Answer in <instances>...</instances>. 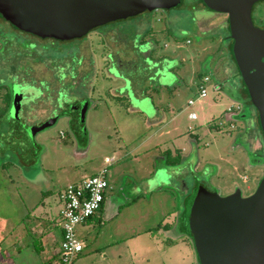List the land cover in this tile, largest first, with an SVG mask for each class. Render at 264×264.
I'll use <instances>...</instances> for the list:
<instances>
[{
	"label": "rangeland",
	"instance_id": "obj_1",
	"mask_svg": "<svg viewBox=\"0 0 264 264\" xmlns=\"http://www.w3.org/2000/svg\"><path fill=\"white\" fill-rule=\"evenodd\" d=\"M224 16L207 10L199 0H182L177 8L169 11L146 12L97 28L100 34L124 27L120 30L125 40L135 37L139 41H151L140 51L143 50L142 54L148 58L150 56L152 70L160 56L166 58L164 84L169 88L164 92L163 88L154 89V82L148 84L146 103L150 112L145 114L157 122V112L162 111L164 119L171 120L160 131L161 135L153 137V131L145 126L139 114L122 103L123 99L117 98L121 93L120 83L108 79L107 75H91L70 89L72 96L79 91L91 102L84 128L79 119L70 123L60 120L39 132L32 145L26 131L38 125V121L28 122L27 127L21 126L20 130L16 121H10L8 115L6 118L0 115V264H42L34 251L40 236L29 231L35 226L31 213L46 210L49 206L54 209V214L58 213L60 191L103 169L105 158L114 157L116 161L106 168L108 190L114 196L120 189L121 193L128 194L134 186L151 178L153 166L161 163L159 151L169 143L170 150H177L184 157L182 169L187 172L183 180L188 188V203L197 184L221 197L237 189L242 197L253 194L264 175V165L249 162L253 134L263 147L264 144L257 122L251 118L249 100L231 97L229 87L236 90L240 81L229 52L231 42ZM255 25L260 26L257 21ZM1 30L2 27L0 44L6 42L7 49L0 53V112L5 109L3 100L7 96L4 85H9L2 81L10 69L15 71L13 67L19 63V56L9 49L10 44L22 43L20 38H14L17 34L5 37L7 31ZM95 38V34H90L85 40L93 47L97 44ZM92 61L95 64L94 58ZM124 73L133 75L134 72L126 70ZM205 75L212 80L205 85L206 97L188 107V101L197 97L199 76ZM214 82H221L223 86L218 94L213 91ZM93 89L98 93H93ZM159 90L160 95L157 94ZM25 92L27 94L29 90ZM238 104L243 108V117L239 118L237 114L225 118L226 111H235ZM190 114H195V121L188 119ZM230 125L234 128L231 129ZM167 131L169 135H166ZM190 133L197 135V142H191ZM158 144L161 147H157ZM254 156L257 161L264 162V148ZM157 196H153V206L149 210L159 217L157 211L161 198ZM156 222L150 220L148 225ZM52 234L56 244L60 245L59 235ZM187 241V255L193 264H197L192 243L189 238ZM120 264L135 262L122 258ZM137 264H143L141 259ZM171 264L180 262L173 260Z\"/></svg>",
	"mask_w": 264,
	"mask_h": 264
},
{
	"label": "water",
	"instance_id": "obj_2",
	"mask_svg": "<svg viewBox=\"0 0 264 264\" xmlns=\"http://www.w3.org/2000/svg\"><path fill=\"white\" fill-rule=\"evenodd\" d=\"M181 1L0 0V18L9 22L15 30L33 37L71 41L83 38L96 28L146 12L169 11L177 8ZM200 1L207 10L227 17L229 39L232 41L231 57L245 95L258 114V129L264 141V29L255 27L251 20L253 5L264 0ZM140 52L143 53V50ZM107 59L113 64V53H109ZM151 63L146 60L145 66L134 76L119 73L113 66L106 72L108 79L120 83V94L127 95L131 105L143 114L150 112L146 103L148 98L143 95L135 97L134 89L152 83ZM132 77H135V82ZM15 91L11 118L17 121L22 94L16 87ZM86 110L87 106L83 105L79 118L82 128ZM55 123L47 121L29 128L26 133L32 145L39 132ZM181 174L182 169L175 168L166 184L178 186L176 178ZM184 190L188 188H180V191ZM190 197L189 203L186 202V230L198 264H264V175L248 197H242L238 189L221 197L201 184L195 186Z\"/></svg>",
	"mask_w": 264,
	"mask_h": 264
},
{
	"label": "crops",
	"instance_id": "obj_3",
	"mask_svg": "<svg viewBox=\"0 0 264 264\" xmlns=\"http://www.w3.org/2000/svg\"><path fill=\"white\" fill-rule=\"evenodd\" d=\"M203 77L199 76L198 84ZM218 83L221 84V82H214L215 85ZM222 88L223 86L220 90ZM148 89V86L141 85L136 88V91L139 95L147 96ZM132 110L137 112L144 120L145 126L151 132L153 131V137L161 135L160 131L171 122L164 119L165 115H162V111L157 112L159 118L155 122L139 110ZM166 133V135L170 134L169 131ZM188 138L191 142L198 141L197 135L192 133ZM169 145L171 144L164 145L163 150L159 151L161 163L157 162V166H153L155 169L150 173L153 175L151 178L134 186L128 194L121 193L120 189L117 196H114L107 190L100 210L87 223L77 227L76 236L82 242L83 250L75 264H120L122 258L134 260L135 264L140 259L143 264H171L173 260H178L180 264H193L190 255H187L188 236L185 220L189 193L180 191L179 188L181 185L179 182H182L183 176L187 174L182 169L184 157L177 150L175 152L170 150ZM157 147L161 145L158 144ZM167 153L171 156L179 155L180 164L166 165L165 154ZM197 166L194 167V171L197 170ZM175 168L182 169L178 186L167 185L166 180ZM126 195L128 197H125ZM154 195L161 198L158 203H161V206H158L160 209L157 211L159 217L154 216L149 210V208L152 209ZM59 211L54 214V209L49 206L46 210L31 213L35 219V226L29 231L40 236L38 247L34 251L40 257L42 264H55L60 249V245L56 244L52 234L57 233L61 243V231L57 226ZM150 220L157 221V224L149 226Z\"/></svg>",
	"mask_w": 264,
	"mask_h": 264
},
{
	"label": "flooded vegetation",
	"instance_id": "obj_4",
	"mask_svg": "<svg viewBox=\"0 0 264 264\" xmlns=\"http://www.w3.org/2000/svg\"><path fill=\"white\" fill-rule=\"evenodd\" d=\"M224 18L226 27H228L226 15ZM251 20L255 27L264 29V1L257 2L253 5ZM256 21L260 26L255 25ZM0 27H2V32L7 31L5 37L7 35L11 36L12 33H14L17 34L14 35L16 40H18V38L22 40L21 44H14L12 42L10 44L11 46L7 44V46H10L9 49L13 52L12 54L19 56V58H17L19 63L13 67L15 71L13 72L10 69L9 75L2 81L6 84L9 83V85H4L7 88V96L5 100H3L5 109L0 112L3 118H6V115H8L10 121H13V118H11V107L13 96L16 94V91L14 92V87H17L22 94L18 120L16 121L20 130H22L21 126L27 127V123L33 120L38 121V125L36 126H39L47 121L58 122L60 120H65L70 123L75 121V119H79L83 105L87 106V114L91 108V102L89 98L82 97V93L79 91L72 96V91H70L72 86L77 84L81 79L84 80L91 75L105 77V75H107V69L111 66L120 69L122 73L126 70L133 71L134 73L132 76H134L136 72L140 71L141 68L145 66V61L150 59V56L148 58L145 54L140 52V48L150 44L151 41H139L135 39V37L125 40L123 38V31L120 30L124 29V27H119L100 34L97 33L96 28L83 38L71 41H57L33 37L13 29L10 23L3 19H0ZM90 34L96 35L94 43L97 42V44L96 46L93 45V47H96V51L90 44H87L85 40ZM230 42L232 44L231 39ZM5 45L6 42H4L3 45L0 44V53L3 49L6 51L7 48ZM109 53H113V64H110L107 59ZM93 58L95 64L92 61ZM150 61L152 60L150 59ZM136 62H138V64L134 65ZM165 63L166 58L160 56L158 62H154L155 68L150 71V74L154 77L152 81V83L154 82V89L163 88L164 92L169 88L164 84V82H166L165 75L167 74V70L163 67ZM41 68L44 69V71L41 72ZM72 75H75V78H71ZM156 75H158L157 78ZM132 78L133 82H135V77ZM13 80L16 84H14ZM239 81L240 85H237L236 90L235 87H232L233 90L238 91L242 89V80L240 77ZM210 82H212L211 78ZM133 84L136 87L135 83ZM219 86L221 88V85ZM26 90H29V93L26 94ZM95 92V89H93V93ZM134 92L135 97H140L135 89ZM160 93L161 91L159 90L157 94L160 95ZM117 98L123 99L122 103L126 104L133 112L132 109L135 108H132L133 106L127 95L120 94ZM238 106L239 110L237 112V117L243 116V108L239 104ZM251 111V118L257 122L258 114L252 105ZM254 121L252 122L255 123ZM252 142L253 149L251 151L247 150L249 151V162L251 165L258 164L262 166L264 162L257 161L254 155H256L257 152L263 151L264 147L255 134H253ZM262 142L264 144V141ZM182 182L185 186L181 184L179 188H187L185 181L182 180Z\"/></svg>",
	"mask_w": 264,
	"mask_h": 264
},
{
	"label": "built area",
	"instance_id": "obj_5",
	"mask_svg": "<svg viewBox=\"0 0 264 264\" xmlns=\"http://www.w3.org/2000/svg\"><path fill=\"white\" fill-rule=\"evenodd\" d=\"M210 83V77L204 76L198 84L197 97L188 101V106L193 107L207 95L206 84ZM214 93L220 92V86L213 84ZM239 106L233 111L228 109L225 118L237 115ZM188 118L196 120L195 114ZM226 122H224V125ZM230 128H234L230 125ZM63 138V134L60 135ZM115 163V158H105L104 167L96 174L69 185L60 191L61 209L58 214L57 226L61 231V244L55 264H73L83 250L82 242L76 236L78 226L87 223L101 208L105 193L109 189L106 174L107 169Z\"/></svg>",
	"mask_w": 264,
	"mask_h": 264
},
{
	"label": "trees",
	"instance_id": "obj_6",
	"mask_svg": "<svg viewBox=\"0 0 264 264\" xmlns=\"http://www.w3.org/2000/svg\"><path fill=\"white\" fill-rule=\"evenodd\" d=\"M199 2L201 3L200 0H199ZM226 28L228 29V27H226ZM229 52H230V49H229ZM230 56H231V53H230ZM231 59H232V57H231ZM230 91H231L230 92L231 93V97L234 98L235 100L246 99L247 98V96L245 95V90H244L243 86H242V89H240V90H238L236 92H234L232 87H230ZM235 94H237V95H235ZM165 159H166V165H169V166H175L177 164H180V162H181V158H180L179 155L171 156L170 153L165 154Z\"/></svg>",
	"mask_w": 264,
	"mask_h": 264
}]
</instances>
